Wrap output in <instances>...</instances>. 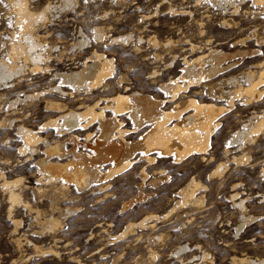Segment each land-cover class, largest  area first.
Returning a JSON list of instances; mask_svg holds the SVG:
<instances>
[{
    "label": "rangeland",
    "instance_id": "1",
    "mask_svg": "<svg viewBox=\"0 0 264 264\" xmlns=\"http://www.w3.org/2000/svg\"><path fill=\"white\" fill-rule=\"evenodd\" d=\"M160 2L71 0L65 6L64 0H27L28 7L34 12L51 5V12H47L48 20L33 26V37L53 56L73 54L72 60L62 56L58 62L55 57L52 61L54 67L71 68L76 60L81 62L91 49L82 52L71 46L81 38L79 28L92 40L93 27L103 25L107 38H127L130 34L133 39L143 38L145 41L153 36L158 41L170 38L174 48V66L178 71L184 57L196 56L207 50L206 40L214 45L219 42L216 46L228 53L251 51L243 57L236 55L239 63L232 74L240 79L241 84H245L241 78L245 70H253L257 77L262 67L258 66L259 61L264 64V11H259L256 16L251 12L253 18L248 19L251 21L238 32L232 23L238 21L239 15L232 16L229 11L213 6V3L202 10L191 9L193 19L188 14L179 13L180 10L168 12L170 8L160 6ZM194 3L195 0H191V4ZM250 7L253 9L254 5ZM240 14L245 17L247 9L241 10ZM222 19L229 20V23H222ZM200 21L203 31L199 29ZM253 29L256 30L255 35L251 33ZM26 38L28 36L21 31L17 20L14 0H0V60L9 62L11 44L24 43ZM241 38H245L244 43ZM126 43L130 45L116 42L113 48L106 46L105 51L115 56L119 71L129 69L130 82L142 87L148 72L155 66L154 59H145L146 64H141L143 57L134 53V40ZM190 43L195 45L194 49ZM143 44L145 46L141 50L153 55L152 46L146 42ZM41 48L39 46L38 50ZM161 56L167 58L168 54L161 52ZM158 64L160 71L165 68L162 61ZM130 67L134 69L131 71ZM122 73H117L114 85H117ZM16 77L0 81V166L4 167L3 162L8 160L11 164L4 171L10 168L12 173L7 174V179L22 176L26 183L18 184L21 201L14 206L7 192H2L0 180V264H239V257L264 256V201L261 197L264 194V129L250 143L230 142L234 132L253 115V111L259 113L264 109V84L260 86L262 91L257 106L245 108L243 100L238 99L236 109L221 115L207 154L194 153L178 162L171 156H157L154 169H161L163 175H168V181L157 186L146 182L141 189L146 198L121 211L122 204L138 192L136 184L142 162L135 163L134 169L111 178L107 188L101 190L97 185L92 189H78L74 185L63 187L57 183L36 182L34 162L25 161V156L18 155L16 126L5 119L12 112L8 105L11 98L37 93L41 90V83L47 82L51 76L26 71ZM221 105L227 106V102ZM27 109H30L28 112L32 113L34 120L32 128L48 119L41 102L22 108L24 112ZM233 156L247 159L234 160ZM15 163L17 165L13 166ZM217 167L219 171L213 174ZM146 171L151 174L152 169L147 166ZM191 178L200 184L193 198L184 203L183 194L178 191ZM234 192L237 194L233 197ZM239 197L246 199L243 209L235 204ZM173 206L174 209L165 214ZM242 213L244 217L251 215L256 220L248 221L243 231L236 234V225L244 218ZM145 215H150L145 220L148 222L145 228L135 225L134 230L121 236V239L109 242L114 235L122 233L127 223H137ZM182 244H186L189 250L176 256L175 251ZM194 255L192 262L187 261Z\"/></svg>",
    "mask_w": 264,
    "mask_h": 264
},
{
    "label": "bare ground",
    "instance_id": "2",
    "mask_svg": "<svg viewBox=\"0 0 264 264\" xmlns=\"http://www.w3.org/2000/svg\"><path fill=\"white\" fill-rule=\"evenodd\" d=\"M203 1L195 0V3L191 4V0H161L160 6L170 8L168 12L172 13L180 10L179 13L188 14L194 19L191 9L202 10L203 7L213 3V6L229 11L232 16L239 15L238 21L232 23L238 32L242 31L241 28L251 21L248 19L253 18L250 16L251 12L256 16L259 11H264V0ZM64 2L66 6L71 0H64ZM251 4L254 5L253 9L250 7ZM14 6L21 31L26 33L28 38L24 43L11 44L9 62L0 60V81L6 82L26 71L43 72L51 76L47 82L41 83V90L37 93H27L24 97L17 95L11 98L8 105L12 112L8 119H5V121L9 120L10 125L16 126L15 134L19 138L18 155L25 156V161L34 162L33 172L36 182L57 183L63 187L74 185L78 189H92L94 185H97L101 190L107 188L111 178L128 171L135 163L142 162L139 166L141 167L138 173L139 181L136 184L138 192L122 204L120 210L124 211L135 202L146 198L145 193L141 191L146 182L157 186L163 181H168V175H163L161 169H154L157 156L166 158L171 156L174 161L178 162L194 153L207 154L212 136L220 125L221 115L231 109H236L238 99L243 100L245 108L250 105L257 106L259 103L258 98L262 91L260 86L264 84V64L259 61L258 66L262 65V67L257 77L253 70L244 71L241 78L245 80V84H241L240 79L232 74L233 69L239 63L236 55L243 57L251 51L228 53L216 46L219 42L216 41L214 45L206 40L207 50L201 51L196 56L184 57L178 71L174 66L175 55L170 38L158 41L153 36L145 41L142 40L143 38L133 39L131 34L127 38L125 36L107 38L108 34L104 32L102 25L93 27L92 40L88 39L79 28L78 35L81 38L77 42H71V46L82 52L87 51L88 48L91 51L84 56L82 53L81 62L74 57L75 64L71 68L62 69L54 67L55 64L52 61L56 56H53L51 51L47 53V48H44L43 44L33 37V26L37 22L46 21L47 12H51V5H46L38 12L30 10L27 0H14ZM243 9H247V14L242 18L240 11ZM52 10H54L53 7ZM222 23L228 24L229 20L222 19ZM203 28L202 21H200L199 29L203 31ZM251 33L255 35L256 30L253 29ZM133 40L134 53L140 58L143 57L141 64L145 65L144 60L151 58L154 59L155 64L148 72L147 81L142 87L130 82L129 69L119 71L120 67L116 65L115 56L105 51L106 46L113 48L116 42H124L128 46L130 43L126 42ZM240 41L244 43L245 38H241ZM144 42L152 46L153 55L141 50V47L145 46ZM190 45L192 49L195 48L193 43ZM39 46H42V51L38 50ZM161 52L167 53V58L162 57ZM62 56L73 59V54L60 53L56 57L58 62L61 61ZM160 61L165 64V68L161 71L157 66ZM118 72L124 74L119 76L117 85H114ZM225 101L227 106L221 105ZM38 102L44 104L48 119L36 128H32V122H34L32 113L28 112L30 109L24 112L22 108L29 105L36 106ZM263 129L264 109L259 113L253 111V115L234 132L230 142L233 144L241 141L250 143L254 136ZM233 159L244 161L247 157L233 156ZM10 164L7 160L3 162L4 167L0 166V180L3 186L2 192L3 190L7 192L9 201L14 205L21 201L17 191L18 184L25 181L20 175L15 179H7V174L12 173V170L9 168L5 172L4 168ZM15 165L17 164L13 166ZM147 166L152 169L151 174L146 171ZM15 169L14 167V171ZM218 171L217 167L212 173ZM199 184L191 178L189 183L178 191L183 194L184 203L189 198H193L194 191ZM236 194L237 192H234L232 196ZM261 197L264 201V194ZM244 199L239 197V200L235 202L240 209L245 206L246 199ZM173 209L174 206L165 214ZM241 215L243 218V213ZM149 218L150 215L137 223H127L122 233L114 235L109 242L121 239V236L133 231L135 225L145 228L148 224L145 220ZM254 218L251 215L244 217L236 225L237 232L235 233H241L248 221L256 220ZM187 250L189 248L186 244L180 245L175 251L176 256ZM195 256L187 261L192 262ZM238 262L239 264H264V256L239 257Z\"/></svg>",
    "mask_w": 264,
    "mask_h": 264
}]
</instances>
